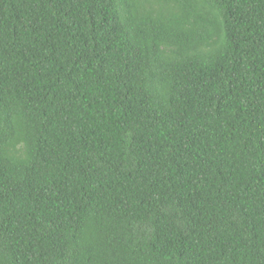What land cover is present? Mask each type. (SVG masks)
I'll list each match as a JSON object with an SVG mask.
<instances>
[{"label":"trees","instance_id":"trees-1","mask_svg":"<svg viewBox=\"0 0 264 264\" xmlns=\"http://www.w3.org/2000/svg\"><path fill=\"white\" fill-rule=\"evenodd\" d=\"M0 264H264V0H0Z\"/></svg>","mask_w":264,"mask_h":264}]
</instances>
